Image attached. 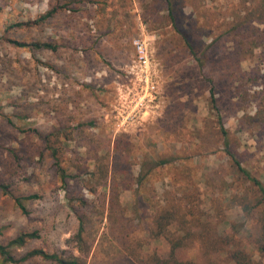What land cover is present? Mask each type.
Listing matches in <instances>:
<instances>
[{
    "label": "rangeland",
    "instance_id": "374dc122",
    "mask_svg": "<svg viewBox=\"0 0 264 264\" xmlns=\"http://www.w3.org/2000/svg\"><path fill=\"white\" fill-rule=\"evenodd\" d=\"M175 1L190 43L201 51L218 39L240 0ZM167 14L162 0H0V182L15 195H38L25 201L23 213L0 189V243L36 233L11 249L16 257L42 249L72 254L81 264H154L170 251L154 217L171 209L179 213L173 232L185 215L210 224L193 231L210 235L214 225L222 239L229 234L230 245L215 253L221 264L232 247L264 264L255 244L262 205L232 168L220 132L221 123L242 165L264 181V85H248L242 95L229 89L220 51L234 57L235 39L217 40L201 67ZM135 39L146 43L157 81L155 100L136 108L142 84L133 72ZM251 54L240 61L242 71L254 66L264 74V43ZM78 217L81 248L71 239ZM201 248L195 241L176 256L202 263ZM27 263L56 264L41 255Z\"/></svg>",
    "mask_w": 264,
    "mask_h": 264
},
{
    "label": "trees",
    "instance_id": "16d2710c",
    "mask_svg": "<svg viewBox=\"0 0 264 264\" xmlns=\"http://www.w3.org/2000/svg\"><path fill=\"white\" fill-rule=\"evenodd\" d=\"M165 4V8L167 10V16L169 22L173 25L174 28L178 30V33L181 37L182 42L184 43L185 47L190 51V53L195 57L196 61L199 62L200 66H203V61L205 60L206 53L209 48H217L218 43L217 40L221 38H226L224 40H228L229 42H235V45L232 47V53H234V57L229 52H224L223 49L220 52L224 54V68L226 69V76H227V83L229 89H232L237 92L239 95H242L247 91L249 88L248 85H253L258 83L259 80L260 84L264 85V74L259 73V68L252 67L248 71H242L240 67V61L246 58L249 55H252L251 52L254 48L260 47L264 43V26L260 28L258 24H264V0H250L248 5H246V0H240L239 3L234 6L235 10H239L240 7H244L246 10L244 11L243 15H240L237 11L234 10V17L229 21H223L220 31L218 35V39H212L205 49L201 51H197L195 46L190 43L188 39V33L185 29V24L180 21L178 18V14L176 12L177 1L175 0H162ZM233 5L231 6L232 9ZM233 10V9H232ZM54 12V9H50L47 11L45 15L42 16H49ZM197 19L205 24L209 22L207 18H205L204 14L200 12L197 14ZM21 23H18L20 25ZM183 24V25H181ZM9 42L16 46H33L34 48H48L54 49L55 46L46 41H34L31 43H26L23 41H18L15 39H9ZM232 46V45H231ZM197 52H201L200 54L202 57L197 55ZM241 56H243L241 58ZM203 59V61H201ZM201 62V63H200ZM246 73V75L244 74ZM211 87L209 89L210 93V104L213 108H217V99L215 97V82L214 79L210 78ZM249 83V84H248ZM256 96V95H255ZM258 105H264V91H261L258 96ZM264 107V106H263ZM262 112L260 108L258 111L255 112L254 116L257 117ZM220 132L222 135L223 141V150L227 155L228 159L231 160V166L236 171L237 175H240L241 179L246 181L249 186L255 189V194H257L255 198V205L259 206L262 205L261 213L259 215V224L261 227V232L258 240H256V247L258 252L262 257H264V181L259 177L253 175L249 169L242 165L241 159L238 158V154L236 149H233L231 145L227 130L223 127L220 123ZM162 163H166V161H162ZM57 172L59 177L62 181L65 182L66 177L68 176L65 169L62 167H57ZM0 189L9 194L11 198L14 200L16 206L20 209L21 212L27 213V208L25 205V201L29 199L37 198V194H26V195H15L8 187L7 184L0 182ZM243 198V197H242ZM257 199V200H256ZM238 202L244 209H247V203L241 202L242 199H237ZM179 211V208H178ZM157 212V211H156ZM179 213L175 210L165 209L162 213L155 214V220L157 222V226L159 229H162L164 232V237L170 243V251L166 258H162L161 256L155 257L154 264H221L219 260H215V253L216 250L220 247V251L225 250L226 245H230L229 241V234L224 235L222 239L221 235H219L216 231V226L213 225L212 227V234L207 235L203 234L201 231H193L195 227L201 226V228H206L210 224L202 221V222H195L194 217H190L187 219L185 215H180L182 217L181 221L176 220V228L175 231L170 230L171 219L176 217ZM78 228L77 231L72 235V240L76 241L77 248H81L84 244V240L82 237V232L84 231V223L82 218L78 217ZM36 237L35 232H20L15 237L9 239L5 244L0 243V255L1 261L0 264H29L27 263V259L31 256L41 255L46 259L55 262L56 264H81L77 256L72 254L70 255H62L57 251L46 252L42 249H32L27 251L21 257H16L11 253V249L15 247H23L26 241L30 238ZM198 242L201 248V252L203 254V262L202 263H195L194 260L186 258L181 259L176 256V253L180 249H187L190 247L193 242ZM225 264H262L261 261H255L252 259L251 255L244 251L241 248L232 247L228 251V261L225 260ZM230 262V263H229Z\"/></svg>",
    "mask_w": 264,
    "mask_h": 264
},
{
    "label": "built area",
    "instance_id": "2783aa9c",
    "mask_svg": "<svg viewBox=\"0 0 264 264\" xmlns=\"http://www.w3.org/2000/svg\"><path fill=\"white\" fill-rule=\"evenodd\" d=\"M135 48V58L133 59V72H136V78L140 77L139 82L142 84L140 91L135 90L137 103L135 108L142 106L145 101H154L157 94V81L155 80V66L149 57V50L146 43L141 39L133 41ZM142 90H144L142 92ZM141 109V108H140Z\"/></svg>",
    "mask_w": 264,
    "mask_h": 264
}]
</instances>
